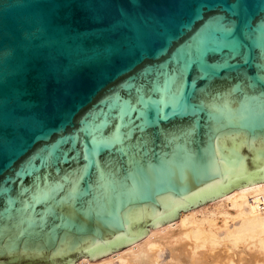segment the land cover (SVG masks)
<instances>
[{"label": "water", "instance_id": "obj_1", "mask_svg": "<svg viewBox=\"0 0 264 264\" xmlns=\"http://www.w3.org/2000/svg\"><path fill=\"white\" fill-rule=\"evenodd\" d=\"M264 180V0H0V264H79Z\"/></svg>", "mask_w": 264, "mask_h": 264}, {"label": "bare ground", "instance_id": "obj_2", "mask_svg": "<svg viewBox=\"0 0 264 264\" xmlns=\"http://www.w3.org/2000/svg\"><path fill=\"white\" fill-rule=\"evenodd\" d=\"M79 264H264V180L180 209L142 240Z\"/></svg>", "mask_w": 264, "mask_h": 264}, {"label": "rangeland", "instance_id": "obj_3", "mask_svg": "<svg viewBox=\"0 0 264 264\" xmlns=\"http://www.w3.org/2000/svg\"><path fill=\"white\" fill-rule=\"evenodd\" d=\"M145 229H146V231H147L148 227H147V228H145Z\"/></svg>", "mask_w": 264, "mask_h": 264}]
</instances>
